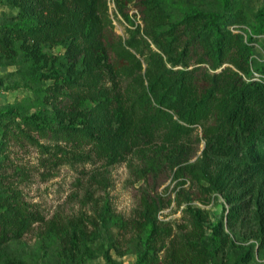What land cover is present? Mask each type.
Wrapping results in <instances>:
<instances>
[{"label":"trees","instance_id":"trees-1","mask_svg":"<svg viewBox=\"0 0 264 264\" xmlns=\"http://www.w3.org/2000/svg\"><path fill=\"white\" fill-rule=\"evenodd\" d=\"M113 1L117 12L128 19L127 6L133 0ZM0 3L15 11L0 13V65H17L23 71L24 83L39 101L38 108L23 114V121L41 137L73 148L89 145L109 163L134 148L158 142L176 145L179 155H185L200 140L203 153L242 157L247 167L250 162H264V80L250 70L249 45L229 28L228 9L193 8L172 18L162 0H139L142 33L129 29L123 42L109 35L107 0ZM262 22L260 16L256 33L262 31ZM58 46L63 49L60 53L53 51ZM45 80L52 86L51 111H45L41 87ZM8 88L0 78V89ZM18 106L0 110V123ZM7 131L6 127L1 135ZM221 164L211 184L200 190L203 199L212 186L223 194L230 204L225 216L230 226L241 206L228 192L233 184L230 174L237 166L229 158ZM174 174H180L179 167ZM254 186L250 200H255L259 219L257 238L264 244V182ZM161 207L159 197L141 198L133 220L142 234L135 264H206L214 249L227 245L223 221L209 227L205 209L187 205L186 230L173 233L170 224L156 218ZM39 219L18 192L0 191L1 264H21L3 254L1 246ZM64 241L72 252L77 236ZM250 255L246 251L244 263Z\"/></svg>","mask_w":264,"mask_h":264},{"label":"rangeland","instance_id":"rangeland-1","mask_svg":"<svg viewBox=\"0 0 264 264\" xmlns=\"http://www.w3.org/2000/svg\"><path fill=\"white\" fill-rule=\"evenodd\" d=\"M107 4L112 20L110 37L124 42L129 29L139 28L142 33L139 0L128 4V19L117 12L113 0ZM162 4L172 18L193 8L228 9L229 28L249 45L250 70L264 80V0H162ZM1 12L11 15L15 11L0 3ZM260 16L262 31L256 33ZM62 50L60 46L53 49L56 53ZM22 73L17 65H0V78L9 86L0 89V110L9 104L19 105L0 123V191L18 192L40 219L29 224L20 237L2 245L3 254L21 264H111L107 257L115 264H135L142 234L134 228L133 220L142 197H159L162 207L156 218L170 224L173 233L186 230L187 205L205 209L209 227L223 221L229 241L214 249L213 259L206 264H264V244L256 233L259 219L255 200H250L254 185L264 182V162H250L247 167L242 157L203 153L200 140L193 142L185 155H179L176 145L158 142L134 148L109 163L89 145L73 148L52 137H41L24 123L23 114L38 108L39 101L24 83ZM41 87L45 88V111H51V81L45 80ZM6 127L8 131L1 135ZM197 133L200 135L199 130ZM182 156L186 160L181 161ZM228 158L237 166L230 174L233 184L228 192L241 205L230 226L225 219L230 204L223 194L212 186L203 199L200 190L211 184L222 169L221 161ZM151 167L154 170L150 171ZM177 167L180 174L175 176ZM70 236H77L72 252L64 246ZM246 251L251 254L248 263H244Z\"/></svg>","mask_w":264,"mask_h":264}]
</instances>
